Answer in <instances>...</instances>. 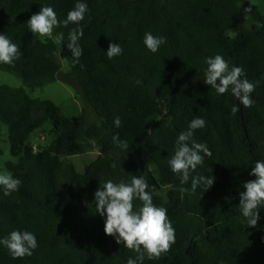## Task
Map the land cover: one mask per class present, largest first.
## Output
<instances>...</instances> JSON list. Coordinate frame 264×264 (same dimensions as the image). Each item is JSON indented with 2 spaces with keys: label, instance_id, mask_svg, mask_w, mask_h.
Wrapping results in <instances>:
<instances>
[{
  "label": "trees",
  "instance_id": "16d2710c",
  "mask_svg": "<svg viewBox=\"0 0 264 264\" xmlns=\"http://www.w3.org/2000/svg\"><path fill=\"white\" fill-rule=\"evenodd\" d=\"M251 1L79 0L88 6L84 20L65 27L78 0H0V34L22 53L0 69L33 91L56 81L73 87L101 122L91 125L87 110L67 117L53 101L33 99L25 88L0 86V124L8 127L11 155L18 160L6 169L22 182L9 196L0 186V239L29 231L38 242L23 258H13L0 244V264H127L137 254L105 234L106 215L96 212L94 193L108 180L129 184L133 176L146 178L154 205L167 209L175 229L170 250L158 259L145 256L143 264H264V205L254 228L239 205L243 185L255 179L252 167L264 161V12ZM43 6L52 7L61 22L44 39L27 25ZM80 27L77 61L67 44L70 31ZM146 32L166 38L156 53L143 42ZM57 33H63L59 43ZM110 43L123 53L109 59ZM217 54L256 85L251 107L241 104L232 113L237 104L231 90L220 95L204 82L205 60ZM140 79L157 89L156 101ZM195 117L206 126L188 143H205L212 155L191 175L215 179L207 190L201 184L182 195L179 189L190 190L191 178L181 185L169 160ZM48 123V136L36 140ZM115 135L128 149L113 142ZM92 144L100 156L77 174L64 159L90 152ZM133 203L136 211L142 207L139 199Z\"/></svg>",
  "mask_w": 264,
  "mask_h": 264
},
{
  "label": "clouds",
  "instance_id": "9594fccd",
  "mask_svg": "<svg viewBox=\"0 0 264 264\" xmlns=\"http://www.w3.org/2000/svg\"><path fill=\"white\" fill-rule=\"evenodd\" d=\"M87 12V4L78 0L62 22L63 26L67 27L69 23L79 25ZM60 24L56 12L50 6L41 7L39 12L33 14L27 21L28 28L33 34L49 38L53 36L54 29ZM82 36V27L75 28L69 33L67 47L77 61L83 51L78 44ZM62 40L63 33H57L55 41L59 43ZM143 42L150 52L156 53L160 46L166 43V38L146 32ZM122 53L123 49L118 43H110L106 52L109 59ZM21 54L19 45L7 35L0 34V63L12 64ZM205 63L207 67L204 69V82L215 88L220 95L230 89L233 96L238 99L239 103L232 107V113L238 112L241 104L245 108L253 105L250 94L254 92L256 85L247 79H241L244 75L241 67L236 66L230 69L228 61L219 54L206 58ZM113 122L116 127H119L120 117H115ZM205 126L206 121L203 118L195 117L190 122L188 131L179 134L175 141L174 154L169 160L171 171L180 177L181 185L187 184L191 178L190 190L185 187L179 189L182 195L189 191L194 193L201 184L207 190L214 183L215 177L191 175L198 165L203 164L205 156L212 155L207 144L195 141H192L191 145L188 143L194 131ZM112 139L117 146L128 149L126 140H120L118 135L113 136ZM249 175L254 176L255 179L243 185L245 191L239 194V205L248 225L254 228L260 219L259 209L264 205V161H256ZM21 183L20 179L14 178L10 173H0V186L3 187L5 196L17 191ZM148 187L144 176H133L129 184L108 180L94 193L96 212L101 216L106 215L105 234L114 236L117 244H123L137 254L134 259L130 257L127 264H138V262L143 264L145 256L149 260L158 259L175 243V229L168 218L167 209L154 205L153 196L147 191ZM135 199L142 202V207L138 211L134 210ZM229 199L226 197L225 201L229 202ZM0 244L6 246L13 258L31 256L38 246L36 236L29 231H12L8 237L0 239Z\"/></svg>",
  "mask_w": 264,
  "mask_h": 264
},
{
  "label": "rangeland",
  "instance_id": "374dc122",
  "mask_svg": "<svg viewBox=\"0 0 264 264\" xmlns=\"http://www.w3.org/2000/svg\"><path fill=\"white\" fill-rule=\"evenodd\" d=\"M251 4L253 7L259 8L260 11L264 12V0H252ZM44 39L45 37H41ZM59 61L63 67V72H68L70 66L63 55L59 56ZM8 85L12 88H25L27 93L33 98L41 101H53L59 108H61L64 115L67 117L81 116L84 110H87L88 121L91 125L100 126L101 122L96 116L94 111L81 99L78 92L71 86L62 83L54 82L45 86L42 89L31 90L27 88L21 78L16 75L10 74V72L0 69V86ZM51 124L48 123L45 127V131L41 132L39 137H47L51 130ZM9 129L6 125L0 124V148L3 150V156L0 157V166L2 167V172H7L6 165L8 163H16L17 159L13 158L11 155V147L9 143ZM51 138H47L44 143L50 144ZM42 142H36V145H40ZM93 149L81 156H72L65 158L64 161L74 168L77 174H83L86 168L93 164L100 156L99 146L92 144ZM153 169H156L154 164H151ZM161 185H164L161 183ZM164 187V186H163ZM165 189V188H164Z\"/></svg>",
  "mask_w": 264,
  "mask_h": 264
},
{
  "label": "water",
  "instance_id": "95a60500",
  "mask_svg": "<svg viewBox=\"0 0 264 264\" xmlns=\"http://www.w3.org/2000/svg\"><path fill=\"white\" fill-rule=\"evenodd\" d=\"M140 83L142 85H144V87L150 92V94L152 95V99L153 100H157L159 98V94H158V91L157 89L154 87V86H150L149 84H146L145 80L144 79H140ZM236 99V104L239 103L238 99L235 97ZM172 115L170 113L166 114L165 117L166 118H170Z\"/></svg>",
  "mask_w": 264,
  "mask_h": 264
},
{
  "label": "built area",
  "instance_id": "2783aa9c",
  "mask_svg": "<svg viewBox=\"0 0 264 264\" xmlns=\"http://www.w3.org/2000/svg\"><path fill=\"white\" fill-rule=\"evenodd\" d=\"M39 138H40V137H39V136H37V137H36V140H37V139H39ZM42 139H44V138H42Z\"/></svg>",
  "mask_w": 264,
  "mask_h": 264
}]
</instances>
